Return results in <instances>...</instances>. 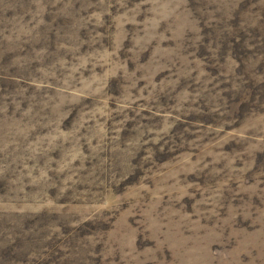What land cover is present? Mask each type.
<instances>
[{
  "label": "rangeland",
  "instance_id": "374dc122",
  "mask_svg": "<svg viewBox=\"0 0 264 264\" xmlns=\"http://www.w3.org/2000/svg\"><path fill=\"white\" fill-rule=\"evenodd\" d=\"M0 264H264V0H0Z\"/></svg>",
  "mask_w": 264,
  "mask_h": 264
}]
</instances>
